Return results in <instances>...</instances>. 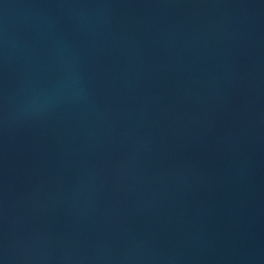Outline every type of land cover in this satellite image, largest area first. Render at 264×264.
<instances>
[{
	"label": "water",
	"instance_id": "water-1",
	"mask_svg": "<svg viewBox=\"0 0 264 264\" xmlns=\"http://www.w3.org/2000/svg\"><path fill=\"white\" fill-rule=\"evenodd\" d=\"M0 264H264V0H0Z\"/></svg>",
	"mask_w": 264,
	"mask_h": 264
}]
</instances>
